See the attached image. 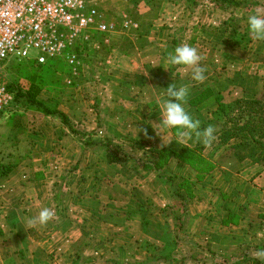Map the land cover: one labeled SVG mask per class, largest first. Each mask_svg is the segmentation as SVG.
Returning <instances> with one entry per match:
<instances>
[{
    "label": "crops",
    "instance_id": "crops-1",
    "mask_svg": "<svg viewBox=\"0 0 264 264\" xmlns=\"http://www.w3.org/2000/svg\"><path fill=\"white\" fill-rule=\"evenodd\" d=\"M169 6L156 15V22L160 16L170 18L169 28L152 24L144 44L133 43L130 49L120 42L111 45L74 93L38 96L74 119L91 141L112 138L130 154L127 162L109 164L103 146L85 145L54 120L26 112V152L8 158L17 159V168L23 161V167L0 179V264H76L79 256L90 257L92 264L109 256L142 260L162 252L166 235L173 250L165 264H248L245 254L264 259L256 255L264 250V151L252 141L206 144L198 154L213 168L202 174L169 158L160 174L170 184L132 158L145 162L155 156L127 147L128 140L142 142L143 152L172 141L191 150L203 143L195 136L182 143L176 130H162L160 104L170 84L188 87L185 108L201 131L211 126L216 132L225 119L216 96L227 107L264 92V41L252 38L247 22L224 24L228 15L216 8L211 14L186 9L189 22L177 44V12L173 3ZM189 29L195 35L188 36ZM182 44L197 49L203 82L191 79V68L167 63ZM204 90L212 96L191 105ZM99 92L105 96L102 115ZM53 184L60 185V201ZM176 194L183 197L185 212ZM42 208L51 209L52 218L29 227L26 220Z\"/></svg>",
    "mask_w": 264,
    "mask_h": 264
},
{
    "label": "trees",
    "instance_id": "trees-1",
    "mask_svg": "<svg viewBox=\"0 0 264 264\" xmlns=\"http://www.w3.org/2000/svg\"><path fill=\"white\" fill-rule=\"evenodd\" d=\"M252 1V0H251ZM214 8L224 11L228 17L224 21V24L233 23L240 26L241 22H247L250 15L261 16V12L264 10V3L260 0H253L249 3V0H210ZM251 10V11H248ZM258 10L260 11L257 13ZM263 14V13H262ZM264 17V16H261ZM147 32L142 33L136 30L135 37H143ZM99 37H97L98 39ZM100 42L101 39L99 38ZM139 44H144V40H139ZM103 46L102 42L100 43ZM131 47L132 45L129 44ZM9 71L8 77H4V83L8 91L13 94V103L6 111H16L20 109L23 112L38 113L44 117L52 120H57V124L66 129L70 134L76 135L79 139H83L85 145H97L105 148L106 160L109 164H124L130 159V154L121 145L112 143V138L105 136L99 142H93L86 136H89L85 130H81L79 127H75V121L69 118L65 114L56 109H52L42 103L38 96L42 92V76L45 73L54 74L55 71L63 72L65 76H70L69 69L64 63L56 64L55 62H49L46 65H37L34 61H17L13 60L5 64ZM32 68L31 71L24 72L27 68ZM22 79H26V83H23ZM75 84V81H74ZM212 96L211 92L204 90L203 93L193 99L190 104L196 105L201 103ZM215 101L218 105L220 113L225 114L223 122L220 124L218 131L214 133L215 139L218 140V144H226L231 139H249L252 141L261 151H264V92L259 93L253 99H238L232 102L227 107L221 102V97L216 96ZM78 124V123H76ZM130 150L142 151V155L147 157L148 155L155 156V159L146 158L144 162L140 157H133L137 159V163L142 169L148 171L150 169L159 172L158 178L164 184H170L169 179L162 177L160 170L167 163L169 158H175L181 162L188 164L195 168L199 173H205L210 171L213 166L207 160L201 158L198 154L205 143H199L191 150L183 147L176 141H172L165 148L161 150L149 149L146 152L144 145L140 141L128 140L127 144ZM17 159L9 161L6 164L0 165V179L11 173L17 166ZM52 190L55 191V195L60 201L61 188L60 185L53 184ZM178 196L181 200V213L185 212L184 199ZM182 216V214H180ZM180 220V218H179ZM173 240L169 236H164V248L159 255H151L145 259H118V257L109 256L101 261V264H165L171 259V253L173 250ZM85 246V245H84ZM242 254V253H241ZM243 259L248 264H264V259H258L254 257H248L246 254ZM194 260V259H192ZM76 264H92L90 257H78Z\"/></svg>",
    "mask_w": 264,
    "mask_h": 264
},
{
    "label": "built area",
    "instance_id": "built-area-1",
    "mask_svg": "<svg viewBox=\"0 0 264 264\" xmlns=\"http://www.w3.org/2000/svg\"><path fill=\"white\" fill-rule=\"evenodd\" d=\"M128 23L123 21L122 27ZM115 29L93 0H0V69L13 60L64 63L70 71L64 84L76 90L74 81L85 67L87 48L96 37L107 45ZM3 79L0 71V115L13 103Z\"/></svg>",
    "mask_w": 264,
    "mask_h": 264
},
{
    "label": "rangeland",
    "instance_id": "rangeland-1",
    "mask_svg": "<svg viewBox=\"0 0 264 264\" xmlns=\"http://www.w3.org/2000/svg\"><path fill=\"white\" fill-rule=\"evenodd\" d=\"M94 4L98 7L99 12L102 14L103 19L106 22H113L115 24V33L112 35L111 40L108 44L110 46H103L100 43L99 38H94L93 44L87 48V56L85 58V67L83 72L80 74L79 78L75 80V88H78L81 85L82 79L90 74L94 73V62H100L102 58H106L109 53L111 45H114L120 42L122 49H130V45L137 44L139 40H144L143 37H135L136 30L144 32H149L152 24L162 25L167 28L172 24V20L167 16L162 17L157 20V14L164 13L171 9L169 3L175 5V14L174 26L179 33L178 38H176V43L180 39H184L185 33L182 31L184 23L189 21L186 20L184 15H186V9L189 10H202L208 9L207 11L211 14L213 4L210 0H93ZM253 1V0H252ZM249 0V3L252 2ZM261 3H264V0H260ZM251 11V10H248ZM257 11L259 13L260 11ZM252 12V11H251ZM214 13V11H213ZM253 13V12H252ZM263 13V14H262ZM165 15V14H164ZM126 16L124 19L123 17ZM261 16H264V10L261 12ZM157 17V18H156ZM154 20V21H153ZM123 21L129 22L126 28L122 27ZM136 25V28H133L132 25ZM173 26V25H172ZM173 26V27H174ZM169 28V27H168ZM151 31V30H150ZM195 31L189 29L186 34L188 36L195 35ZM186 35V36H187ZM187 36V37H188ZM179 40V41H178ZM113 48V47H112ZM111 53V51H110ZM31 56H35V52L31 51ZM31 67L27 68L26 71H31ZM1 74L4 77H8L9 71L6 66H3L1 69ZM99 77V74H96V78ZM67 76L63 72H57L53 74L45 73L42 76V92L43 93H74L73 89H68L64 82ZM23 83H26V79H22ZM98 101V109L102 115L104 108V93H96ZM85 116V115H84ZM52 119H50L51 121ZM54 123H58L57 120ZM23 127L26 128V112H23L20 109L16 111H6L4 114L0 115V165L6 164L9 156L12 159L13 156L18 155L19 153L26 152V145L22 143L23 136ZM26 132V131H25ZM23 133V134H22ZM26 142V140H25ZM19 143L21 146H19ZM11 162V161H10ZM25 164V163H24ZM20 168L23 167V161L19 162ZM17 168L16 169H20ZM15 169V171H16ZM2 179V178H1ZM183 259V258H182Z\"/></svg>",
    "mask_w": 264,
    "mask_h": 264
},
{
    "label": "clouds",
    "instance_id": "clouds-1",
    "mask_svg": "<svg viewBox=\"0 0 264 264\" xmlns=\"http://www.w3.org/2000/svg\"><path fill=\"white\" fill-rule=\"evenodd\" d=\"M247 24L252 38L264 41V17L250 15ZM200 61L201 57L197 49L188 44L176 47L167 58V63L170 66L182 65L191 68V79L196 82H203L205 79V69L200 66ZM165 90L163 93L165 98L160 104L162 130H176L182 143H187L195 136L203 143L210 144L215 139V129L209 126L201 131L200 122L193 119L185 108L188 87L170 84ZM52 216L51 209L42 208L36 216L28 218L26 223L29 227L42 226L47 224ZM256 255L264 257V250L257 251Z\"/></svg>",
    "mask_w": 264,
    "mask_h": 264
}]
</instances>
